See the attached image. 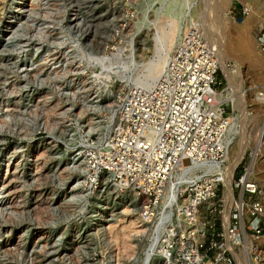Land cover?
<instances>
[{
	"label": "rangeland",
	"instance_id": "1",
	"mask_svg": "<svg viewBox=\"0 0 264 264\" xmlns=\"http://www.w3.org/2000/svg\"><path fill=\"white\" fill-rule=\"evenodd\" d=\"M215 1L24 0L14 10L16 32L7 27L0 33V264H135L130 255L147 264L148 224L126 231L130 249L122 247L123 238H109L106 228L140 219L135 196L76 181L80 166L73 165L71 149L79 133L95 130L111 115L132 83L157 78L190 20H197L217 60L226 56V64L239 70L228 86L217 61L219 91L240 95L235 107L229 99L236 133L243 129L235 140L245 148L232 177L254 161L251 177L264 200V142L257 136L264 128V111L257 112L258 94L264 93V0H225L226 10L210 8ZM9 4L0 0V31ZM245 23L247 31L241 28ZM237 29L248 48L234 35ZM222 42L224 47L214 49ZM250 114L257 115L252 122L246 120ZM220 191L215 199L222 194L226 206L221 202L209 212L203 203L198 211L205 242L212 233L224 246L233 199L225 198L224 187ZM247 234L237 244L227 240V254L238 264L248 236L245 258L264 264V231Z\"/></svg>",
	"mask_w": 264,
	"mask_h": 264
},
{
	"label": "built area",
	"instance_id": "2",
	"mask_svg": "<svg viewBox=\"0 0 264 264\" xmlns=\"http://www.w3.org/2000/svg\"><path fill=\"white\" fill-rule=\"evenodd\" d=\"M218 67L199 23L190 20L157 78L132 83L111 115L96 123L95 130L79 133L72 144L85 186H116L135 196L137 213L148 224L155 264H235L212 233L205 242L206 224L198 211L203 203L209 212L223 203L215 196L231 134V103L217 96ZM245 169L246 164L232 177L237 203L229 208L226 233L234 240L240 237L239 209L246 217L242 231H264V200L256 196V182L243 178ZM171 179L177 193H170L158 211Z\"/></svg>",
	"mask_w": 264,
	"mask_h": 264
},
{
	"label": "bare ground",
	"instance_id": "3",
	"mask_svg": "<svg viewBox=\"0 0 264 264\" xmlns=\"http://www.w3.org/2000/svg\"><path fill=\"white\" fill-rule=\"evenodd\" d=\"M3 1V0H2ZM23 3H24V0H10V4L8 5V11H9V13H8V15H7V17H6V19L3 21V24H2V28H4V29H2L1 28V31H0V33H2V34H5V32H6V30H7V27H8V30H12L11 32H16V29H15V27L16 26H14L13 27V25H14V19H13V17H14V10H20L21 9V7L20 6H22L23 5ZM225 0H217V1H215V2H212V4H210L209 5V7L210 8H215V7H218L219 8V10L220 9H223V10H226V6H225ZM15 5V6H14ZM216 10V9H215ZM225 12V11H224ZM223 13V12H222ZM226 13V12H225ZM241 28L243 29V30H245V31H247V30H249L248 28H249V25H248V23H245V24H242V26H241ZM7 30V31H8ZM244 31V32H245ZM203 33V32H202ZM241 32H240V30H236V32H235V36H241V34H240ZM247 32H245V34H246ZM13 34V33H12ZM11 34V35H12ZM237 34V35H236ZM244 34V35H245ZM249 34V33H248ZM247 34V35H248ZM247 35H246V37H247ZM234 36V38H236ZM240 36H239V38H240ZM243 36V35H242ZM205 37V36H204ZM206 38V37H205ZM238 38V39H239ZM237 39V38H236ZM243 40L244 39V41H245V38H240V40ZM206 40H207V38H206ZM241 40V42L243 43V41ZM208 41V40H207ZM234 41V40H233ZM237 41V40H236ZM209 43V42H208ZM226 43V42H225ZM219 44V43H218ZM242 45V47L243 48H248V45H247V42L245 41L244 42V44H241ZM239 46V45H238ZM222 47H224V42H222V44H220V45H217V46H214V49H219V48H222ZM235 47V46H234ZM240 49H242V48H240ZM249 50V49H248ZM217 51V50H216ZM244 51V50H243ZM258 51V50H257ZM242 52V51H241ZM250 52V51H249ZM109 56V55H108ZM107 56V57H108ZM222 57V56H221ZM226 57V56H225ZM224 56H223V58H219L217 61L219 62V64L221 65V67H222V70H223V72H224V75H225V78H226V82H227V85L229 86V85H231L232 84V81H235V80H237V76H239L240 74H239V70L237 69V66L236 65H232V66H228L227 64H226V62H225V60H226V58H225ZM102 58V57H101ZM108 59V58H107ZM107 59H105V60H107ZM167 59H168V57L166 58V60H165V63L164 64H166V61H167ZM216 59H217V57H216ZM120 64H122V62H120L117 66H121ZM219 64H218V66H219ZM241 77V76H240ZM240 79V78H239ZM236 82V81H235ZM224 90V89H223ZM221 90V91H217V96L220 98V99H222L223 101H225V100H227V99H230L231 100V102H232V106L233 107H235L236 106V104H237V102H238V100H239V97H240V95H235L234 93H232L231 91H226V90ZM238 93V92H237ZM241 94V93H240ZM258 96H261V97H258L257 99L259 100V101H261V102H259V104H260V106H258V109H257V112H260V113H262L263 114V111H264V93H262V94H258ZM242 97V96H241ZM257 118V115H252V114H250L249 115V117L246 119L248 122H252L254 119H256ZM235 119H236V117L234 118V116H231V114L229 113V121H230V129H231V134H230V136H229V144H228V147H227V151H226V155H225V160H224V167H223V171H222V181H221V191L223 190V187H224V192H223V194H224V196H225V198H227V199H230V200H232L233 199V204H234V202H236L237 203V201H236V199H234V196H233V193H232V175H233V169H234V167L236 166V164L239 162V160H240V158L242 157V155H243V153H244V146H242L241 145V140L240 139H236L235 140V138H236V134L238 133H236V131H237V128H238V126H237V123L235 124L234 123V121H235ZM246 120H244V121H246ZM235 125V126H234ZM243 128V127H242ZM239 129H240V127H239ZM242 131H243V129L241 130V132L240 133H238V135H239V137H241L242 136ZM241 135V136H240ZM257 136H258V138H259V143H260V141H261V143L262 142H264V128H261V129H259V131H258V134H257ZM235 140V141H234ZM257 140L258 139H256L255 140V146L256 145H258L257 144ZM232 141H234L232 144H231V142ZM231 145V146H230ZM262 147V146H261ZM228 151H229V153H228ZM71 155H72V160H73V162H74V164L73 165H79L80 166V169H79V171H80V174H78L79 176H77V177H79V178H77L76 179V181H79V180H81L82 182L84 181V177L82 178V174H83V166H82V164H81V159L80 158H78V157H76L75 155H74V152L73 151H71ZM249 155H250V153H249ZM252 155V154H251ZM254 164H255V162L254 161H251L250 162V164H249V167H248V165H246V169H245V172H244V174H243V178L244 179H248V178H252L251 177V175H252V169H253V167H254ZM78 167V166H77ZM247 172V173H246ZM173 180L171 179V180H169V181H167L166 182V184H165V191H164V193H163V195L161 196V200H160V203H159V206H158V211H159V209H160V207L165 203V201H166V197L170 194V193H172V192H176L177 193V190H178V185L177 184H173ZM169 183H171V187H169L168 188V191H167V193H166V187H168V184ZM4 184V183H3ZM182 189V188H181ZM221 198H222V201H223V206H226V202H225V200L223 199V196H222V194H221ZM230 200H228V201H230ZM232 202V201H231ZM232 204V205H233ZM231 205V206H232ZM124 210V209H123ZM126 210V209H125ZM229 210H228V220H229ZM243 215V210L242 209H239V212H238V216H239V221H240V227H239V233L241 234V233H245L246 235H248L246 232H244V231H242V216ZM127 220V219H126ZM141 221L142 220H140L138 217H132V219L129 221V224L128 225H126V226H122V227H119V228H117V227H114V225H108L106 228H107V230H109L108 232H110L109 234L110 235H108L109 236V238H111L112 240H114V242H116L115 240H117L118 238H123V241H122V247L123 248H125V249H130V247L132 246V243H130V241H129V236L128 235H126V231L127 230H130L131 229V226H134L133 228H143V225L141 226L140 224H141ZM195 221H196V219H195ZM126 222H128V221H126ZM143 223V222H142ZM198 222H195L194 224H197ZM227 223H228V221H227ZM123 224V223H122ZM144 224V223H143ZM225 225V224H224ZM120 226V225H119ZM225 227H226V225H225ZM136 232H140L141 231V229H136L135 230ZM225 247H226V241L227 240H229V241H231L232 243H235L236 242V240H234V239H231L230 237H229V235L226 233V231H225ZM122 240V239H121ZM127 240V241H126ZM119 242V241H118ZM145 242L146 243H149V254H148V257H147V259H146V261H147V264H155V261L154 260H151V253H152V245H153V243H152V240L151 239H146L145 240ZM119 243H121V242H119ZM235 244H237V243H235ZM133 245H136V244H133ZM227 248V247H226ZM250 248H251V246H250V239H249V237L248 236H245V238H244V246H243V249H244V254H242V256L241 255H236L237 257H238V264H251L246 258H245V255L247 254V252H248V254H249V250H250ZM243 249H242V251H243ZM229 250V249H228ZM129 256V255H128ZM196 257V260L198 261L199 260V258H200V256L199 255H196L195 256ZM129 260H131V261H133L135 264L138 262V264H140V261H139V259L137 258V256H135V257H132V255H130L129 256ZM141 264H145V260L144 261H142V263Z\"/></svg>",
	"mask_w": 264,
	"mask_h": 264
}]
</instances>
